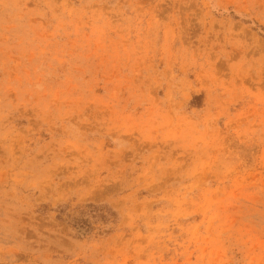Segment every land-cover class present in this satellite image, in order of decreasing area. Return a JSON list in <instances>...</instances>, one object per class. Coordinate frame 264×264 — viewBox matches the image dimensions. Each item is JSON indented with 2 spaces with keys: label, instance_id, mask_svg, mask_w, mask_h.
<instances>
[{
  "label": "rangeland",
  "instance_id": "obj_1",
  "mask_svg": "<svg viewBox=\"0 0 264 264\" xmlns=\"http://www.w3.org/2000/svg\"><path fill=\"white\" fill-rule=\"evenodd\" d=\"M0 264H264V0H0Z\"/></svg>",
  "mask_w": 264,
  "mask_h": 264
}]
</instances>
